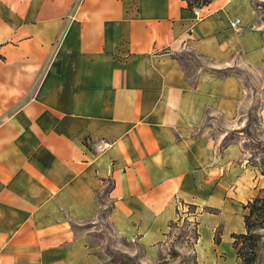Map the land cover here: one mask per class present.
Returning <instances> with one entry per match:
<instances>
[{
  "label": "crops",
  "instance_id": "1",
  "mask_svg": "<svg viewBox=\"0 0 264 264\" xmlns=\"http://www.w3.org/2000/svg\"><path fill=\"white\" fill-rule=\"evenodd\" d=\"M263 38L252 0H0V264H110L83 227L107 180V222L138 260L155 261L190 206L197 264H220L222 234L230 244L264 177L220 147L238 78L198 69L189 82L175 57L258 68ZM212 117L225 122L217 139L199 131Z\"/></svg>",
  "mask_w": 264,
  "mask_h": 264
},
{
  "label": "rangeland",
  "instance_id": "2",
  "mask_svg": "<svg viewBox=\"0 0 264 264\" xmlns=\"http://www.w3.org/2000/svg\"><path fill=\"white\" fill-rule=\"evenodd\" d=\"M252 4L257 12V22L261 26L264 36V0H252ZM179 56L181 57V65L185 77L189 82L194 81L195 73L198 69L208 72L215 68L208 61L198 58L190 52H185ZM221 68H229L230 73L238 78L243 90V104L239 110V115L234 119V130L232 129L227 133H233L232 137L235 145L243 154V160L245 161L243 165L245 167L246 165L249 166L250 170L254 167L257 169L256 166L264 168V61L258 68L246 67L240 63H233L231 67L224 66ZM224 126L225 122L222 119L212 117L203 122L199 131H204L205 135L211 139H217L220 135L219 133L222 134L225 131ZM222 145H224L223 142H221L220 147ZM105 188L106 184L96 194L100 205L99 215L95 221L83 226L88 245L101 261L105 263L112 261L122 262L121 256L131 257L128 254L132 252L135 257H131L134 260L130 264H197L193 255V244L197 239V224L192 216L195 212L194 209L190 206H184L177 210L174 221L168 224L167 230L163 235L155 261L152 263L141 262V260L137 259L141 255L139 247L124 239L116 238L112 233L111 227L104 216L105 211L109 208ZM256 195L264 197V188L258 190ZM245 204L246 202L242 205ZM206 210L208 209H203V211ZM244 213L242 211V214ZM259 226L253 231L257 235V240L256 246L252 249L255 252L252 264H264V217L260 221ZM229 232V238L231 234L243 233L242 221L236 218L232 222V228L229 229ZM221 234L222 232L219 229L215 231L214 243L215 239H219L218 235L221 236ZM222 239V245L219 248L221 252L219 255L220 264H240V260L235 255V250L231 247L232 239L230 238V244L226 234H222Z\"/></svg>",
  "mask_w": 264,
  "mask_h": 264
},
{
  "label": "trees",
  "instance_id": "3",
  "mask_svg": "<svg viewBox=\"0 0 264 264\" xmlns=\"http://www.w3.org/2000/svg\"><path fill=\"white\" fill-rule=\"evenodd\" d=\"M186 4V8L189 10L192 9H199L203 6H206L210 0H182ZM197 56V55H196ZM199 58V56H197ZM181 57L176 56L175 59L178 62V64L181 66ZM183 70V68H182ZM209 73L213 76H215L218 79H223L227 76H235L234 74L230 73L229 68L224 69H214L209 71ZM244 131V130H243ZM233 133H227L224 137L222 142L224 145L222 147L235 144V141L233 139ZM257 167V170L259 171L260 175L264 177V168L263 167ZM112 187V182L110 180H107L106 188H105V195L108 200V192L110 191ZM97 203L99 204V201L97 200V197L95 196ZM109 201V208L105 211V218L107 219L109 213L112 210V203ZM242 210L245 212L242 215V223L244 232L241 234H231L230 238L232 239L231 247L233 250H235V255L237 259L240 260V264H252L255 258V252L252 250L253 247L256 246V240L257 235L254 234V229L259 228L260 221L264 217V197H260L256 195L251 200L246 202L245 205L242 206ZM208 212H212V209L206 210ZM100 212V210H99ZM99 215V213H98ZM215 243H217V240L215 239ZM122 262L112 261L109 262L110 264H130L133 263V258L128 256H121Z\"/></svg>",
  "mask_w": 264,
  "mask_h": 264
},
{
  "label": "built area",
  "instance_id": "4",
  "mask_svg": "<svg viewBox=\"0 0 264 264\" xmlns=\"http://www.w3.org/2000/svg\"><path fill=\"white\" fill-rule=\"evenodd\" d=\"M235 24H236V21L234 20V21L232 22L231 26H233V25H235Z\"/></svg>",
  "mask_w": 264,
  "mask_h": 264
}]
</instances>
